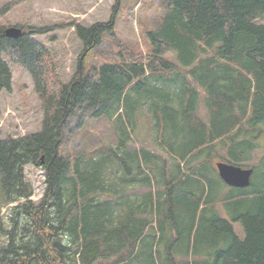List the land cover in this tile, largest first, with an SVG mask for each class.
Masks as SVG:
<instances>
[{"label": "trees", "instance_id": "16d2710c", "mask_svg": "<svg viewBox=\"0 0 264 264\" xmlns=\"http://www.w3.org/2000/svg\"><path fill=\"white\" fill-rule=\"evenodd\" d=\"M159 1L148 50L121 44L113 17L76 26L83 50L66 84L31 38L46 29L12 39L0 26V92L5 57L31 76L43 117L0 140V193L18 202L0 264H264V0ZM104 36L106 55L86 67ZM72 118L107 121L114 145L64 150ZM218 162L252 168L250 186L228 188ZM31 165L45 172L38 203Z\"/></svg>", "mask_w": 264, "mask_h": 264}, {"label": "rangeland", "instance_id": "374dc122", "mask_svg": "<svg viewBox=\"0 0 264 264\" xmlns=\"http://www.w3.org/2000/svg\"><path fill=\"white\" fill-rule=\"evenodd\" d=\"M163 11L159 0H0V26L18 27L24 32L28 28L46 29L44 33L31 36L50 51L56 73L63 83H68L75 74L79 55L83 50L75 27L88 28L97 23H107L111 17L115 22V37L132 50H148L146 32ZM264 26V16L256 20ZM111 38L104 36L102 43L85 60V66H97L110 48ZM171 56V55H169ZM12 80L9 92H0V140L19 138L41 128L42 109L31 76L16 67L7 58ZM78 119H71L65 129L63 148L78 151L86 147L95 148L102 143L114 145L110 124L105 120L87 121L78 127ZM147 143L148 131L143 132ZM263 140V141H262ZM263 142V143H262ZM264 145V138L261 139ZM133 146L143 143L135 142ZM131 145V146H132ZM260 156H254L251 164ZM26 181L33 189L31 200L38 203L44 193V170L25 166ZM16 203L4 202L0 193V245L5 244L4 234L12 227L10 209ZM239 237L244 233L239 223L234 224Z\"/></svg>", "mask_w": 264, "mask_h": 264}, {"label": "water", "instance_id": "95a60500", "mask_svg": "<svg viewBox=\"0 0 264 264\" xmlns=\"http://www.w3.org/2000/svg\"><path fill=\"white\" fill-rule=\"evenodd\" d=\"M22 34V30L15 27L4 30L7 38L18 39ZM216 169L221 180L229 187L246 188L250 184L251 169H241L226 163H216Z\"/></svg>", "mask_w": 264, "mask_h": 264}]
</instances>
